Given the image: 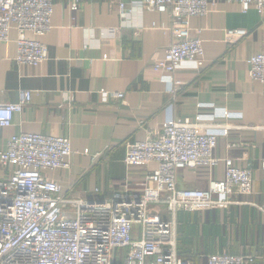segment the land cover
<instances>
[{
  "label": "crops",
  "instance_id": "obj_1",
  "mask_svg": "<svg viewBox=\"0 0 264 264\" xmlns=\"http://www.w3.org/2000/svg\"><path fill=\"white\" fill-rule=\"evenodd\" d=\"M117 1L85 0L71 12L66 0H53L51 31L42 38L28 35L47 48V59L35 67L15 62L16 32H9L0 45V105L18 102L21 91H29L31 101L3 130L0 152L9 137L22 133L66 137L69 168L44 172L62 195L92 201L116 192L136 194L155 165L126 168L124 145L189 118L201 126L199 134L217 138L214 156L220 163L211 171H178L177 187L206 190L209 178L222 180V161L229 159L252 170L253 190L231 196L226 208L178 212V257L194 264H207L209 255L223 252L261 257L264 86L250 80L247 60L264 53V16L221 1L208 15L191 18L190 34L202 40L205 64L183 62L168 74L152 70L170 43L168 16L127 0L121 14ZM153 26L157 29L149 30ZM224 30L247 34L227 42ZM102 91L117 97L104 98ZM7 173L0 167V179Z\"/></svg>",
  "mask_w": 264,
  "mask_h": 264
},
{
  "label": "built area",
  "instance_id": "obj_2",
  "mask_svg": "<svg viewBox=\"0 0 264 264\" xmlns=\"http://www.w3.org/2000/svg\"><path fill=\"white\" fill-rule=\"evenodd\" d=\"M84 1L66 3L75 12ZM125 1H117L121 14ZM127 1L144 11L168 16L170 43L164 57L152 63L153 71L168 74H174L183 62L199 68L205 64L202 40L190 34L191 18L208 15L221 1L237 3L242 13L254 9L264 16V0ZM52 15L53 0H0V45L15 30L17 64L35 67L47 59L46 46L28 35L46 36L52 29ZM223 34L231 42L247 32L224 30ZM247 65L250 80L264 86V53L250 57ZM180 84L174 82L176 87ZM101 95L117 97L103 91ZM19 96L16 103L0 105V139L13 116L31 101L29 91H21ZM200 127L189 118L174 120L143 140L127 142L126 168L154 164L155 169L145 177L140 193L116 192L92 201L65 197L61 187L44 175L45 171L69 168L72 151L68 138L26 133L9 137L6 150L0 152V167L8 170L0 179V264H114L115 253L122 249L121 264H194L177 255V213L226 208L232 204L231 196H248L253 190L252 170L238 168L229 159L222 161V180L209 178L206 190L177 187L178 171H211L220 163L214 156L217 138L199 134ZM259 260L264 263V254L223 252L209 255L207 264H258Z\"/></svg>",
  "mask_w": 264,
  "mask_h": 264
},
{
  "label": "rangeland",
  "instance_id": "obj_3",
  "mask_svg": "<svg viewBox=\"0 0 264 264\" xmlns=\"http://www.w3.org/2000/svg\"><path fill=\"white\" fill-rule=\"evenodd\" d=\"M137 229L136 226H133V230L135 231ZM125 255V250H119L115 253V261L114 264H121V261Z\"/></svg>",
  "mask_w": 264,
  "mask_h": 264
}]
</instances>
